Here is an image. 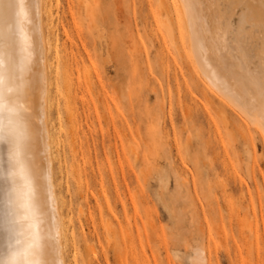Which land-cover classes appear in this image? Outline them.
Wrapping results in <instances>:
<instances>
[{"label":"rangeland","instance_id":"1","mask_svg":"<svg viewBox=\"0 0 264 264\" xmlns=\"http://www.w3.org/2000/svg\"><path fill=\"white\" fill-rule=\"evenodd\" d=\"M43 3L65 264H264V144L194 74L170 1Z\"/></svg>","mask_w":264,"mask_h":264},{"label":"snow or ice","instance_id":"2","mask_svg":"<svg viewBox=\"0 0 264 264\" xmlns=\"http://www.w3.org/2000/svg\"><path fill=\"white\" fill-rule=\"evenodd\" d=\"M33 7L31 0L0 2V22L4 25L0 32V143L7 145L3 175L7 243L0 252V264H63L52 258L53 252H59V230L57 228L53 243L44 227L45 214L40 211L46 203L41 199L44 189L40 184L38 162L41 132L27 104L31 81L25 74L32 73L35 57L43 54L37 30L32 28ZM182 7L184 14L193 19L198 5L193 0H184ZM239 7L247 10L240 13L238 26L229 22V27L243 49L248 37L255 32L257 21L245 0H240ZM259 29L264 38V0H260ZM234 59L239 63L237 84L240 89L239 96L234 98L264 127V54L258 65L240 56ZM176 261L178 264H206L198 250L177 252Z\"/></svg>","mask_w":264,"mask_h":264},{"label":"bare ground","instance_id":"3","mask_svg":"<svg viewBox=\"0 0 264 264\" xmlns=\"http://www.w3.org/2000/svg\"><path fill=\"white\" fill-rule=\"evenodd\" d=\"M169 1L178 29L181 25L185 28L188 53L185 54L184 52L183 55L187 62L192 65L194 74L201 79L212 95L217 97L249 127H252L264 144V127L261 126L259 119L250 116L234 98L239 96L240 92L237 84L239 63L234 57L247 58L258 65L261 55L264 54V38L261 37L259 29L260 0H245V3L254 11L257 24L255 32L248 37V43L243 49L236 42L233 31L229 27V22L238 26L240 13L247 10L239 7L240 0H193L198 7L196 15L191 20L183 12L184 0ZM31 3L34 6L31 13L33 16L32 28L37 30V38L43 45V54L35 57V67L32 73L25 74V78L31 81L27 94V104L30 106L36 125L41 132L38 162L40 164V184L44 189L41 199L46 203L40 211L45 214L46 224L44 227L48 229V235L52 238L53 243L57 228L59 230V252H53L52 258L65 264L62 244L63 223L55 192V183H53L52 142L48 125L49 44L43 28L45 6L43 0H31ZM36 5L39 7H35ZM166 24L165 27H167ZM3 28L4 25L0 22V32L3 31ZM170 28L166 29L169 33ZM17 35L20 36L19 29H17ZM6 159L7 145L0 143V252L3 251L7 243L4 225L5 181L3 178ZM199 254L202 258L204 257L203 251Z\"/></svg>","mask_w":264,"mask_h":264}]
</instances>
